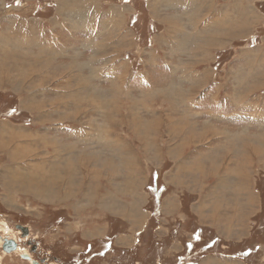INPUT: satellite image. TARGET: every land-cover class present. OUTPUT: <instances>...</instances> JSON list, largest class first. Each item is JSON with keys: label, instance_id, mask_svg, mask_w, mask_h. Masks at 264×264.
<instances>
[{"label": "rangeland", "instance_id": "obj_1", "mask_svg": "<svg viewBox=\"0 0 264 264\" xmlns=\"http://www.w3.org/2000/svg\"><path fill=\"white\" fill-rule=\"evenodd\" d=\"M0 221V264H264V0H0Z\"/></svg>", "mask_w": 264, "mask_h": 264}, {"label": "flooded vegetation", "instance_id": "obj_2", "mask_svg": "<svg viewBox=\"0 0 264 264\" xmlns=\"http://www.w3.org/2000/svg\"><path fill=\"white\" fill-rule=\"evenodd\" d=\"M0 224H2L1 221ZM13 225L18 232V236L16 238L14 236L3 237L5 242H3L4 245H2V250L7 249L9 246H12L14 244L15 249L13 250L19 251L17 249H20L23 244L24 248H21L22 252H20L18 255L19 257L21 255V257L25 261H29V264H59L61 262V257H63V254L60 251V255L55 252L56 249L54 246L51 247L53 249L52 251L47 248V250H45V248L41 246L38 240L35 241L34 237H31V230L27 224L14 223ZM3 238L1 239V241L3 240ZM9 251L12 252L11 250Z\"/></svg>", "mask_w": 264, "mask_h": 264}, {"label": "bare ground", "instance_id": "obj_3", "mask_svg": "<svg viewBox=\"0 0 264 264\" xmlns=\"http://www.w3.org/2000/svg\"><path fill=\"white\" fill-rule=\"evenodd\" d=\"M26 40V39H25ZM8 131V130H7ZM66 147L68 148V145L66 144ZM68 152L69 151H67V153H66V155L68 154ZM68 158H70V159H72V157H70L69 155L67 156ZM66 157V158H67ZM71 161V160H70ZM82 162V161H81ZM64 163V162H63ZM71 164H72V162H70ZM65 164V163H64ZM70 167V166H69ZM53 169H52V171H54L55 172V170H54V168H55V165L52 167ZM57 169V168H56ZM63 171V170H62ZM70 171V170H69ZM59 172V171H58ZM204 172V171H203ZM36 174V173H35ZM28 175V174H27ZM30 175V174H29ZM29 175L28 176H26V177H24V178H22V179H20L18 182H20V187H22V186H24V185H26V184H28V183H31V182H34V181H41V182H43V184H44V186L42 187V188H38V187H36L35 189H38V190H40L41 191V193L43 192V189H49V186H48V182H44V180L42 179V177H40V176H37V175H33L34 177H29ZM55 175V176H54ZM54 175L51 177V178H49L48 179V181H50V184H51V186L55 183V185H56V182H54V181H56V172L54 173ZM109 175V174H108ZM71 176V175H70ZM19 177V176H18ZM71 179V178H70ZM71 185V184H70ZM76 188V187H75ZM46 189H45V191H46ZM236 189V188H235ZM123 190V189H122ZM48 192V191H47ZM55 197V196H54Z\"/></svg>", "mask_w": 264, "mask_h": 264}, {"label": "crops", "instance_id": "obj_4", "mask_svg": "<svg viewBox=\"0 0 264 264\" xmlns=\"http://www.w3.org/2000/svg\"><path fill=\"white\" fill-rule=\"evenodd\" d=\"M84 5V4H83ZM82 8L81 9H83V6H81ZM84 7H86V6H84ZM87 7H89V6H87ZM86 7V8H87ZM201 19H204V17L203 18H199V20L198 21H200ZM198 24V23H197ZM202 25V24H201ZM201 27H203V25L201 26ZM198 29V28H197ZM200 29V28H199ZM210 47V46H209ZM224 53L222 52V55H223Z\"/></svg>", "mask_w": 264, "mask_h": 264}, {"label": "water", "instance_id": "obj_5", "mask_svg": "<svg viewBox=\"0 0 264 264\" xmlns=\"http://www.w3.org/2000/svg\"><path fill=\"white\" fill-rule=\"evenodd\" d=\"M14 247H15V245L13 244L12 246H9L6 250H13V249H15Z\"/></svg>", "mask_w": 264, "mask_h": 264}]
</instances>
